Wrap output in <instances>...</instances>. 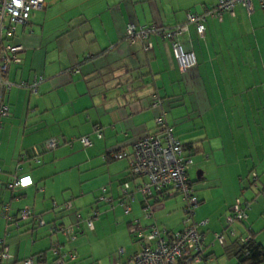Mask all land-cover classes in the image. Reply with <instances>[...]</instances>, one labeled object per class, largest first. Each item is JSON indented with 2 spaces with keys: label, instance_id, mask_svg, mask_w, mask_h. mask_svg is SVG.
<instances>
[{
  "label": "crops",
  "instance_id": "1",
  "mask_svg": "<svg viewBox=\"0 0 264 264\" xmlns=\"http://www.w3.org/2000/svg\"><path fill=\"white\" fill-rule=\"evenodd\" d=\"M216 2L44 0L27 24L17 26L22 62L9 68L8 78L42 81L36 93L13 87L5 96L10 115L0 129V202L9 204L13 220L29 206L46 221L68 224L77 221L78 212H87L104 186L114 208L98 204L94 227L79 231L74 240L63 233L49 235L46 225L30 219L16 217V223L0 215V249H9L0 264H21L35 254L40 259L33 264H54L55 240L76 253L66 264L126 261L138 249L129 223L140 217L147 226L151 220L142 217L143 194L136 186L141 178L132 177L128 159L104 160L102 154L130 152L135 138L156 130L161 111L197 169L196 179L190 177L199 199L194 219L205 221L200 229L208 257L190 264H237L235 256L223 252L224 243L213 241L237 197L250 200V208L225 244L252 232L264 249V12L259 1L252 0L250 13L238 4L221 20L208 18L202 38L188 25L179 41L194 52L196 65L184 73L167 40L151 36L152 47L145 50V42L126 36L129 24L173 27L185 22L187 11ZM153 98L163 105L151 106ZM81 135L91 143L83 146ZM51 137L61 142L34 160L32 148ZM24 175H30L31 184L10 185ZM124 182L133 195L128 212L119 202ZM175 196L149 199L160 228L181 226L183 201ZM67 201L71 206L65 207Z\"/></svg>",
  "mask_w": 264,
  "mask_h": 264
},
{
  "label": "built area",
  "instance_id": "2",
  "mask_svg": "<svg viewBox=\"0 0 264 264\" xmlns=\"http://www.w3.org/2000/svg\"><path fill=\"white\" fill-rule=\"evenodd\" d=\"M264 12V0H258ZM242 5L250 13L253 11L252 0H217L215 5L205 7L200 13H186V23L173 27L163 28L159 25L139 26L133 24L126 27V35L132 39L147 41L150 36H160L172 42V52L181 72H186L196 65V58L193 51L184 50L179 38L187 30L189 24L195 26V31L199 37L205 34L204 22L207 18L221 20L225 13L233 14L236 5ZM44 0H0V129L3 120L10 115V107L5 102V96L11 88L19 87L28 89L36 93L42 77L34 78L32 83L24 81L15 83L9 80L8 71L12 65L22 62L21 54L24 50L22 44L15 41V34L18 25H25L29 22L33 11L43 8ZM152 47L148 41L145 43V50ZM162 101L157 98L151 100V106H162ZM156 130L146 132L132 142L130 152L120 150L103 153V159L126 157L128 159V170L132 177L141 178L136 185L143 194L142 212L147 219L153 218L154 205L150 202V197L157 199L164 196L177 194L183 200L182 226L174 231H169L164 227H159L153 220L149 222L148 229L143 226L140 219L134 220L129 230L134 239L138 242V249L133 252L125 262L114 261L112 264H190L191 262L204 259L205 233L200 230V225L205 221H195L193 213L198 205V198L194 193V188L187 176L186 165L191 161L183 153L181 141L176 137L172 126L168 125L165 119V112L155 116ZM97 136L102 135L101 130L96 132ZM80 140L84 146L89 145L91 140L88 136H81ZM58 144L56 137L48 138L39 146L32 148L30 153L37 161L39 153L43 150L54 148ZM254 185L257 174L252 173ZM22 179L30 180V175L16 177L12 186L25 187L21 185ZM99 200L108 201L112 204V197L106 193V188L101 187ZM133 198L132 190L128 182L120 186V199L126 211L130 209L129 202ZM65 207L71 205L70 201L65 202ZM250 208V200L237 197L227 213L223 217L224 229L213 233V241L223 243L228 235H235V222H240L247 217ZM7 205H3L2 214L9 218ZM21 218L34 217L39 225L48 224L50 231L61 230L69 232L71 228L57 226L53 222H47L41 215L36 214L29 206L20 209ZM87 224L92 228V220H87ZM240 241H247L251 235L238 236ZM212 241V242H213ZM51 251L54 255L55 264H66L65 252L61 250V245L57 242L51 244ZM122 252V248L119 249ZM9 256L7 247L0 251V259ZM71 258L74 254H70ZM35 257L23 259L22 264H33Z\"/></svg>",
  "mask_w": 264,
  "mask_h": 264
},
{
  "label": "trees",
  "instance_id": "3",
  "mask_svg": "<svg viewBox=\"0 0 264 264\" xmlns=\"http://www.w3.org/2000/svg\"><path fill=\"white\" fill-rule=\"evenodd\" d=\"M187 12H191V13H200V12H202V11H199V12H195V11H187ZM186 12V13H187ZM186 13H185V16H186ZM208 19V18H207ZM206 19V20H207ZM206 22V21H205ZM205 22H204V28H205ZM186 23V17H185V22L183 23V24H185ZM183 24H180V25H183ZM157 25V24H156ZM189 25H193V24H189ZM159 26H161V25H159ZM176 26V25H175ZM194 26V25H193ZM146 27H148V26H146ZM163 28H168V27H165V26H162ZM195 27V26H194ZM127 36V35H126ZM154 36V35H153ZM128 37V36H127ZM151 37V36H150ZM128 38H130V37H128ZM132 39V38H131ZM162 39H164V40H167L169 43H170V45H171V50H172V42H171V40H169V39H167V38H162ZM140 41V40H139ZM141 42H147V41H141ZM173 53V52H172ZM174 56V55H173ZM175 58V57H174ZM176 60V59H175ZM178 65V64H177ZM98 130H96V132H97ZM95 132V133H96ZM97 135V134H96ZM81 136H83V135H81ZM81 136H78L77 138H78V140L81 142V140H80V137ZM102 136V135H101ZM58 139V138H57ZM73 139V138H72ZM47 140V139H46ZM69 141H71V140H69ZM61 141H60V139H58V144L60 143ZM57 144V145H58ZM81 144H82V142H81ZM83 145V144H82ZM84 146V145H83ZM87 146V145H86ZM182 146H183V148L185 147L183 144H182ZM56 147V146H55ZM54 147V148H55ZM50 149H52V148H50ZM46 150V149H45ZM45 150H43V151H45ZM43 151H41V152H43ZM40 152V153H41ZM39 153V154H40ZM103 155V154H102ZM35 160V159H34ZM38 160H39V156H38ZM37 160V161H38ZM104 160H107V159H104ZM187 176H188V174H187ZM189 178V177H188ZM15 179V178H14ZM14 179L11 181V184L13 183V181H14ZM189 180H190V183L192 184V186H193V188H194V185H193V181L189 178ZM10 184V185H11ZM12 186V185H11ZM13 187H17V186H13ZM19 188H22V187H19ZM194 193H195V188H194ZM101 194V191H100V193L96 196V199H95V201H94V203H93V205H91V207L87 210V212L85 213V214H82V213H77V216H78V219H77V221H75L74 223H63V222H56V221H54V220H47V222H53L54 224H56L58 227L59 226H65V227H67V228H71L72 230H70L69 232H62L61 230H57V231H50V228L48 227V224H45L46 226H47V229H48V233H49V235H55V234H57V233H63V234H66V235H68L69 236V238H70V240H74V239H76V237H77V233L79 232V231H82V230H84L85 228L86 229H92L88 224H87V220H92V222H93V224H94V220L99 216V214H100V212H101V210H100V207L98 206V204H106L107 206H108V208H110V209H112V208H114V202H112V204H110L108 201H101V200H99V195ZM195 195H196V193H195ZM197 196V195H196ZM165 197V196H164ZM150 198H152V197H150ZM149 198V199H150ZM198 198V197H197ZM182 199V198H181ZM183 201V200H182ZM7 205V209H8V212H7V214H8V216H9V218H6L5 216H3V214H2V209H3V205ZM97 204V205H96ZM198 204H199V199H198ZM71 206V205H70ZM198 206V205H197ZM196 206V207H197ZM196 207H195V209H196ZM21 209V208H20ZM20 209L17 211V218L18 219H21V220H25V219H30V220H32V221H34V223L36 224V226H45V225H39V224H37V221L35 220V218L34 217H29V218H21L20 217V215H19V211H20ZM130 210V209H129ZM128 210V211H129ZM182 210H183V207H182ZM34 211V210H33ZM126 211V210H125ZM127 211V212H128ZM35 212V211H34ZM36 213V212H35ZM194 213H195V211H194ZM194 213H193V219H194ZM227 213V212H226ZM225 213V214H226ZM36 214H38V213H36ZM142 214H143V212H142ZM0 215L1 216H3L4 218H6V219H8V220H13L12 219V217H11V214H10V212H9V204L8 203H6V202H0ZM40 215V214H39ZM183 216H184V213H183ZM16 217H15V219L13 220L14 222H16ZM142 217L143 218H145L143 215H142ZM138 218V217H137ZM137 218H135V219H137ZM135 219H133L130 223H129V228H130V226L132 225V223L134 222V220ZM139 219H140V221H141V218L139 217ZM145 219H147V218H145ZM153 219V218H152ZM152 219H149V220H152ZM182 219H183V217H182ZM182 219H181V221H182ZM195 220V219H194ZM196 221V220H195ZM243 221V220H242ZM242 221H240V222H242ZM17 223V222H16ZM148 225V224H147ZM144 226V225H143ZM182 226V225H181ZM180 226V227H181ZM146 227V230L148 229V226H145ZM177 230V229H176ZM201 230V229H200ZM169 231H174V230H169ZM202 231V230H201ZM204 232V231H203ZM205 233V232H204ZM250 235H251V237H250V239L249 240H247V241H240V239H239V237H232V238H230L231 239V241L229 242V243H226L225 244V242H226V240L223 242L224 243V251L223 252H225V251H227V253L228 254H231V255H233V256H235L236 257V259H237V264H258V263H260L261 261H263L264 260V249H263V247L261 246V244L260 243H258L254 238H253V233L251 232L250 233ZM54 242V241H53ZM55 242H57V243H59L58 241H56L55 240ZM60 245H61V243H59ZM206 245H207V247H208V244L206 243ZM4 247H7L6 245H3L2 247H1V249H0V251H2L3 249H4ZM8 248V247H7ZM9 250V249H8ZM61 250L63 251V252H65L66 253V257H65V261L67 262V260H70V259H74L75 257H76V253L74 252V250L73 249H63L62 248V245H61ZM206 250H207V248L205 249V253H204V259H206L208 256H207V252H206ZM117 252H118V254L119 255H121V253L119 252V249L117 250ZM70 254H74L75 256L74 257H72L71 258V256H70ZM32 257H35V258H37V259H40V255L39 254H35V255H33ZM204 259H202V260H204ZM2 259H0V261H1ZM54 260V259H53ZM22 261H23V259H22ZM114 261H120V260H118V259H116V260H114ZM113 261V262H114ZM201 261V260H200ZM65 262V263H66ZM121 262H125V261H121ZM195 262H198V261H195ZM54 263V262H53ZM192 263V262H191ZM22 264V263H21ZM55 264V263H54Z\"/></svg>",
  "mask_w": 264,
  "mask_h": 264
},
{
  "label": "rangeland",
  "instance_id": "4",
  "mask_svg": "<svg viewBox=\"0 0 264 264\" xmlns=\"http://www.w3.org/2000/svg\"><path fill=\"white\" fill-rule=\"evenodd\" d=\"M262 90H263V88H262ZM263 120V119H262ZM189 124V123H188ZM262 130H264V129H262ZM248 133V132H247ZM263 152H264V148H263ZM193 167V162L192 163H188L187 165H186V168H187V174H188V176H189V178L191 177V178H193V179H196L195 177H196V175H197V173H196V170L197 169H195V168H192ZM175 197H180L181 198V195H177V196H175ZM181 225H182V221H181ZM130 237H131V239L133 238V236L132 235H130ZM116 252V251H115Z\"/></svg>",
  "mask_w": 264,
  "mask_h": 264
},
{
  "label": "clouds",
  "instance_id": "5",
  "mask_svg": "<svg viewBox=\"0 0 264 264\" xmlns=\"http://www.w3.org/2000/svg\"><path fill=\"white\" fill-rule=\"evenodd\" d=\"M25 180H26V179H22V180L20 181L21 185H27V184L31 183L30 180H27L28 183H25V182H24Z\"/></svg>",
  "mask_w": 264,
  "mask_h": 264
},
{
  "label": "snow or ice",
  "instance_id": "6",
  "mask_svg": "<svg viewBox=\"0 0 264 264\" xmlns=\"http://www.w3.org/2000/svg\"><path fill=\"white\" fill-rule=\"evenodd\" d=\"M24 182H25V183H28V181H27V180H25Z\"/></svg>",
  "mask_w": 264,
  "mask_h": 264
}]
</instances>
